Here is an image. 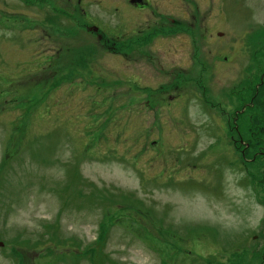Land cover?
<instances>
[{
  "label": "rangeland",
  "instance_id": "374dc122",
  "mask_svg": "<svg viewBox=\"0 0 264 264\" xmlns=\"http://www.w3.org/2000/svg\"><path fill=\"white\" fill-rule=\"evenodd\" d=\"M48 3L0 0V264H264V156L237 143L264 153V103L235 133L216 94L244 62L264 74V0H214L207 89L150 112L162 76L145 75L141 43L80 70Z\"/></svg>",
  "mask_w": 264,
  "mask_h": 264
},
{
  "label": "flooded vegetation",
  "instance_id": "af4514ba",
  "mask_svg": "<svg viewBox=\"0 0 264 264\" xmlns=\"http://www.w3.org/2000/svg\"><path fill=\"white\" fill-rule=\"evenodd\" d=\"M47 1H49L48 5L55 9L54 16L57 14L64 16L68 24H72L67 26L63 21L64 27L61 26L64 33L63 38L68 34L71 37L76 34L74 38L76 36L79 38L78 45L82 47L79 48L77 45V47L70 48L74 54L69 63L81 59L80 65L79 63L74 64L79 66L80 70L93 71L91 63L105 53L111 56H125L127 52L120 51V45H134V40L135 43H141L145 49L142 53L145 57V75L153 71L157 73L158 70L162 76L154 85L157 87L146 93L145 108L148 112L157 109L159 104H164L166 99L177 101L182 97L196 95L198 86L207 89L206 84H198L197 67L198 65L201 67L212 65L213 60L216 59L212 33L209 27L202 23L207 15H213L214 0H118L119 2L115 4L108 0H57L55 2L58 6L53 5L54 0ZM220 1L224 2V0ZM200 2L205 6V11L199 12ZM91 7H96L98 12L91 11ZM217 12L223 13L221 9H217ZM215 34L219 35L220 32L216 31ZM197 39L200 42H197ZM197 43H202L204 47L198 49ZM237 45L256 44L248 43L243 39ZM159 49L163 53L173 51L175 56L184 52L185 56L178 58L179 60L174 63H164L153 57L154 51H159ZM203 49H205L204 52L201 51ZM244 49L243 46V53ZM76 53H78L77 56ZM222 61L221 65L226 66V70H230V63H228L230 58L223 56ZM245 65L246 62L241 64L236 78L222 85L216 93L218 96L221 95L225 102V109L222 110L224 114L222 117L225 116L222 120L225 130H233L235 133L241 130L240 125L245 122L246 113L251 115L248 116L250 117L249 122L252 118L257 120L261 109L260 103H264L263 97L259 95L264 74H258L259 78L257 76V66L260 63L256 64L254 59L251 60L250 66L253 67L248 68V74L245 73ZM254 70L256 71L253 72ZM145 87L149 88V85ZM237 143L242 146V156L246 150L255 148L252 157L264 156L262 149L257 146L258 143L254 145L251 142H244L240 137ZM231 145L232 148L235 147L233 142Z\"/></svg>",
  "mask_w": 264,
  "mask_h": 264
},
{
  "label": "water",
  "instance_id": "95a60500",
  "mask_svg": "<svg viewBox=\"0 0 264 264\" xmlns=\"http://www.w3.org/2000/svg\"><path fill=\"white\" fill-rule=\"evenodd\" d=\"M1 245V244H0Z\"/></svg>",
  "mask_w": 264,
  "mask_h": 264
}]
</instances>
